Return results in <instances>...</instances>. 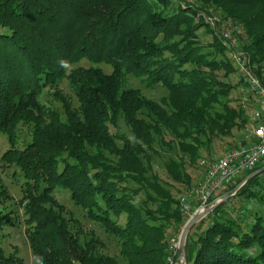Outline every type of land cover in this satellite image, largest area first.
<instances>
[{"label": "trees", "instance_id": "obj_1", "mask_svg": "<svg viewBox=\"0 0 264 264\" xmlns=\"http://www.w3.org/2000/svg\"><path fill=\"white\" fill-rule=\"evenodd\" d=\"M214 15L264 85V0H0V133L12 146L3 162L25 180L20 206L37 264H170V241L187 222L180 198L202 181L201 160L237 148L251 126L252 105ZM84 60L94 66L68 73ZM128 77L168 94L155 101ZM47 88L60 108L43 101ZM21 126L31 130L24 149L16 146ZM57 188L116 240L118 254L84 233ZM10 201L0 183V207ZM13 222L0 209V240ZM18 252L0 247V264H23ZM186 259L264 264V173L192 227Z\"/></svg>", "mask_w": 264, "mask_h": 264}, {"label": "rangeland", "instance_id": "obj_2", "mask_svg": "<svg viewBox=\"0 0 264 264\" xmlns=\"http://www.w3.org/2000/svg\"><path fill=\"white\" fill-rule=\"evenodd\" d=\"M212 19V20H211ZM209 18V22L215 23V26L218 24H221L220 31L221 35L223 36H230L232 39L236 40V45L232 44V41L227 39V41L230 43L231 48L233 49L234 54L232 55L234 63L238 67V63L236 61V52H240L245 56V53L242 51L241 46L239 44L238 38L234 36L230 29L226 27L225 23H222L220 21V17L214 15V18ZM228 29V30H227ZM207 40L211 41L212 37L210 35L206 36ZM246 57V56H245ZM90 67L94 66L93 64L89 63L88 61L84 60L78 65H72L68 68V73L78 67ZM100 68H102L106 73H111L112 68L108 65H99ZM239 70V67H238ZM128 86L133 88L140 89L143 94L151 98L155 101H160L163 97H165L168 93L167 90L164 89L161 86L155 87V88H148L144 85V83L141 82L140 79L128 77L127 78ZM60 89L63 91V93L70 98L73 105L77 107L78 101L77 98L72 91L69 82L67 80H63L60 84ZM54 93V90L51 88H47L44 91L43 95V101L48 104H53V106L60 108L61 103L54 100L52 97V94ZM31 140V130L29 127L21 126L19 133H18V142H17V148L24 149L26 145ZM11 144L9 142L8 137L0 133V183L8 190L12 201L6 203L4 206L0 207L2 210L12 211L14 213V222L13 225L7 227L4 229V231L1 233L3 236L0 240V247H2L7 253H12L15 251V248L18 249V253L20 258L23 259V264H37L35 261L26 234V225L24 223L25 215H24V209L22 206H20V200L23 197V193L21 190V185L25 181L21 172L16 170L14 167H9L3 162V156L4 154L11 149ZM221 157V156H220ZM219 158V157H218ZM199 174V173H198ZM54 195L57 197L58 201L63 204L68 212H71L77 219H79L82 223L84 233L90 234L91 232H94L96 237L99 238L106 246V248L103 250L105 254L114 256L118 254L119 247L117 245L116 240L105 233L104 229L99 225L91 221L85 216V211H83L81 208L77 207L73 201L71 200L70 193L63 188H57L55 190ZM122 223L124 220L121 221ZM182 230V229H181ZM180 231L178 230L175 234H179ZM83 235V237L85 236ZM174 234V235H175Z\"/></svg>", "mask_w": 264, "mask_h": 264}, {"label": "built area", "instance_id": "obj_3", "mask_svg": "<svg viewBox=\"0 0 264 264\" xmlns=\"http://www.w3.org/2000/svg\"><path fill=\"white\" fill-rule=\"evenodd\" d=\"M224 37L236 45L235 39L228 35ZM235 58L245 85L242 89L244 102L252 105L249 108L251 126L244 143L237 148H233L220 159L201 160L200 165L204 172L202 181L180 198V211L187 221L195 213L214 205L241 174L254 170L258 165H264V85L242 53L236 52ZM181 232L182 230L175 234L170 241L168 258L170 264H184L178 258Z\"/></svg>", "mask_w": 264, "mask_h": 264}, {"label": "water", "instance_id": "obj_4", "mask_svg": "<svg viewBox=\"0 0 264 264\" xmlns=\"http://www.w3.org/2000/svg\"><path fill=\"white\" fill-rule=\"evenodd\" d=\"M264 173V167L252 172L249 176H247L236 188H234L232 191L225 193L219 197V200L212 205L211 207H207L204 210L195 213L184 225L181 236L179 239V248H178V258L179 260H182L184 264L187 263L186 259V241L188 234L190 230L192 229L193 226H195L197 223L201 222L204 220L211 212H213L221 203H224L228 201L231 197H233L237 191L243 187L248 181L253 179L254 177Z\"/></svg>", "mask_w": 264, "mask_h": 264}]
</instances>
